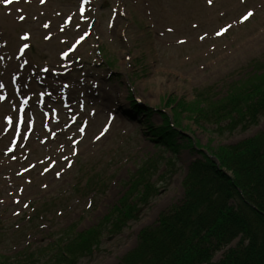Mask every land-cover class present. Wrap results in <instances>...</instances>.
Listing matches in <instances>:
<instances>
[{"label": "rangeland", "instance_id": "1", "mask_svg": "<svg viewBox=\"0 0 264 264\" xmlns=\"http://www.w3.org/2000/svg\"><path fill=\"white\" fill-rule=\"evenodd\" d=\"M81 1L0 0V264H40L29 254L73 226L99 225L150 164L155 190L138 201L137 218L120 235L106 231L99 251L78 263L119 264L142 230L181 205L201 159L153 139L164 117L176 125L175 100H219L264 67V0H83L85 14ZM14 79L30 100L20 119ZM179 124L210 154L263 131L264 115L245 130L219 131L187 114Z\"/></svg>", "mask_w": 264, "mask_h": 264}, {"label": "trees", "instance_id": "2", "mask_svg": "<svg viewBox=\"0 0 264 264\" xmlns=\"http://www.w3.org/2000/svg\"><path fill=\"white\" fill-rule=\"evenodd\" d=\"M174 105L178 127L164 117L152 132L153 139L175 153L183 146L190 148L201 159L189 167L181 205L162 214L154 227L142 230L136 248L119 264H264V130L237 144L210 148L217 165L183 135L179 124L187 114L198 124L213 121L219 131L257 125L264 115V69L257 67L219 100L203 93L190 103L175 100ZM151 169L147 164L131 177L124 197L99 225L82 232L73 226L44 252L29 254L30 258L39 256L40 264H78L99 251L104 233L120 235L137 218L138 201L149 200L155 190L149 179ZM92 180L88 186L97 188ZM222 252L221 259L215 260Z\"/></svg>", "mask_w": 264, "mask_h": 264}, {"label": "snow or ice", "instance_id": "3", "mask_svg": "<svg viewBox=\"0 0 264 264\" xmlns=\"http://www.w3.org/2000/svg\"><path fill=\"white\" fill-rule=\"evenodd\" d=\"M10 2H11V0H5V3H10ZM208 3L211 4L212 0H208ZM252 15H253V13L251 11L247 12L243 16V20L246 21ZM21 19H23V17H21ZM229 27H231V25H228L227 27H221V29L217 32V35H222L224 32H226L228 30ZM24 39H27V36H25ZM201 39H203V37H201ZM25 47H27V45H25Z\"/></svg>", "mask_w": 264, "mask_h": 264}]
</instances>
